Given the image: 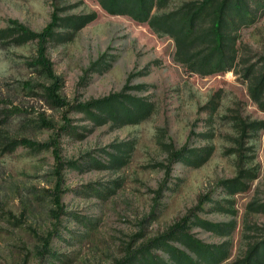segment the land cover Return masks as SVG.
<instances>
[{"label":"rangeland","instance_id":"obj_1","mask_svg":"<svg viewBox=\"0 0 264 264\" xmlns=\"http://www.w3.org/2000/svg\"><path fill=\"white\" fill-rule=\"evenodd\" d=\"M251 9L234 70L201 78L173 61L170 38L106 14L96 0H0V264H138L144 245L156 263L170 264L151 242L189 213L188 235L227 242L219 264L262 239L264 212L255 206L264 203V112L248 96L245 70L263 61L264 0H251ZM91 13L90 23L67 37L59 28L46 45L66 103L52 109L41 92L48 83L26 65L35 45L11 44L9 22L38 32L52 14ZM109 96L148 111L134 122L96 123L75 107ZM23 139L34 146L16 144ZM181 148L205 158L172 160ZM232 179L244 188L229 192L221 182ZM196 219L232 229L220 236ZM168 245L195 259L179 241Z\"/></svg>","mask_w":264,"mask_h":264},{"label":"trees","instance_id":"obj_2","mask_svg":"<svg viewBox=\"0 0 264 264\" xmlns=\"http://www.w3.org/2000/svg\"><path fill=\"white\" fill-rule=\"evenodd\" d=\"M96 2L108 15L126 16L138 24H146L157 37L170 38L174 44L173 61L178 63L185 73L201 78L234 70L237 62L238 31L249 26L255 18L253 14L255 10L251 9V0H96ZM94 18L93 13L64 18L52 14L49 23L38 32L29 31L15 22H9L15 32L10 40L11 44L33 42L35 45L34 54L26 65L48 83L41 86V92L44 102L52 109L64 107L66 103L59 95L61 80L54 75L52 64L45 57L46 45L56 36H61L56 34L57 29H68L65 33L67 37ZM262 60V64L257 69L247 68L245 72L250 71L251 74L247 86L248 96L257 108L264 112V57ZM119 98L120 96H109L75 107L96 123H101L103 117L113 121L122 119L134 122L148 111L149 105L144 102L128 97H123V100ZM91 111H96L102 116L94 115ZM40 123L45 127L50 126L43 119H40ZM254 125L255 123H251L249 126ZM16 144L34 146L33 142L24 139ZM187 153L191 154V159H187ZM170 158L198 164L205 155L201 156L195 151L181 148L171 152ZM111 161L116 163L121 161V158L111 157ZM237 177H241L240 172ZM221 184L231 193L244 188L239 179L222 181ZM53 203L57 204L56 199ZM255 207L256 210L261 209L260 211L264 212V203ZM189 218L190 213L151 243L161 247L168 254L170 264H219L227 260L229 250L227 242L217 246L204 245L186 233ZM196 221L201 228L220 236H228L232 229V224H212L197 219ZM169 241H179L195 259H190L183 252L168 245ZM148 249V246L144 245L137 251L138 258L135 260L138 264H165L156 263ZM229 264H264V235L260 241L247 245L241 259Z\"/></svg>","mask_w":264,"mask_h":264}]
</instances>
